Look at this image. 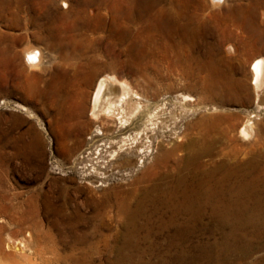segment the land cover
<instances>
[{
    "label": "rangeland",
    "instance_id": "1",
    "mask_svg": "<svg viewBox=\"0 0 264 264\" xmlns=\"http://www.w3.org/2000/svg\"><path fill=\"white\" fill-rule=\"evenodd\" d=\"M8 1L0 0L1 253L11 251L6 242L12 237L26 242L28 255L43 250L35 262L47 258L55 264L57 254L66 255L76 244L71 223L90 241L101 237L97 234H111L112 245L121 246L126 219L117 199L111 197L114 201L106 207L100 203L107 191L143 187L149 182L143 169L149 174L159 167L154 165L155 151L146 156L143 167L126 164V151L118 163L110 159L115 142L142 128L147 117L135 116L126 126L104 113L93 117V93L101 76L113 75L131 87V95L137 93L125 104L127 113L134 112L138 102L145 107L166 102L177 114L182 105L194 108L188 116L194 126L191 133L202 118L205 125H217L228 135L216 148L227 153L225 158L264 138V84L257 89L252 72L256 58L264 57V0H69V8L53 0L47 10L24 0L29 30L17 27L25 26L22 13L8 17V7L16 0L10 5ZM60 19V30L49 28ZM36 22L44 32H32ZM27 43L41 48V68L31 69L23 58ZM13 48L18 57L11 54ZM120 92L116 84L106 96ZM249 118L255 131L245 139L240 129ZM181 149L184 154L186 147ZM98 219L109 226L96 230ZM55 222L66 230L65 241ZM165 236L157 239L162 248L141 254V264H163ZM211 236L208 230L197 233L189 243L219 238ZM150 245L151 241L142 244ZM101 247L93 259L106 264ZM111 255L117 259L115 252ZM18 264L28 262L19 258Z\"/></svg>",
    "mask_w": 264,
    "mask_h": 264
},
{
    "label": "bare ground",
    "instance_id": "2",
    "mask_svg": "<svg viewBox=\"0 0 264 264\" xmlns=\"http://www.w3.org/2000/svg\"><path fill=\"white\" fill-rule=\"evenodd\" d=\"M32 1L46 10L47 4L53 2ZM62 1L66 8L71 6L69 0ZM10 2L9 0L7 4L10 5ZM23 2L24 0H16L13 5H8L7 12L10 15L7 16L11 18L22 13L25 26L17 27L29 30L31 20L27 11L22 9ZM25 9L28 10V7ZM61 13L64 16L66 11ZM95 15L101 18V13ZM40 16L41 14L38 17ZM63 22L60 19L49 25V28L53 31L60 30ZM36 25L32 32H44L42 26H38L37 22ZM185 26L186 24L182 26L184 34L188 30ZM174 29H179V23ZM172 33L170 31L169 35ZM177 45L180 46L181 42ZM11 54L15 57L20 55L15 48ZM22 56L31 69L42 67L44 54L41 48L27 43L22 49ZM252 72L258 89L264 84L263 56L256 58ZM116 84L121 92L113 97L106 96ZM131 92V87L125 81L109 74L101 76L94 89L91 115L97 118L104 113L110 117H118L124 126L130 124L131 118L146 115L147 121L142 128H137L128 138L115 142L117 147L111 150L110 159L118 163V156L126 151L128 155H123L126 164L135 168L143 167L146 156L155 151L154 165L159 170L147 174L143 169L142 176L149 181L146 185L127 192L119 188L116 189L118 191H107V198H104L106 200L100 203L103 205L101 207H106L113 203V198L117 199L116 206L126 219L120 235L121 246L112 245L111 234H97L101 237L90 241L88 235L78 231L76 223H71L76 244L72 245V251L66 255L57 254L54 257L55 264H101L96 263L93 257L102 252V245L107 255L106 264H141L142 253L162 248L163 243L157 241L162 234H166L167 240V254L160 257L163 264H264V138L256 139L251 148L243 152L241 149L234 150L230 153L233 157L227 159L224 150H216L219 143L224 144L228 137L217 125H205L202 118L195 127L196 132L191 133L194 126L188 116L194 108L182 105V112L177 114L174 110H169L166 102L158 101L154 106L147 107L138 102L136 110L127 113L125 104L133 101L132 95H137H131ZM184 100H187V95L182 97V102ZM170 120L171 124L168 123ZM170 126V131L165 130ZM254 131L255 124L250 118L240 129L241 136L245 139L253 136ZM184 137L188 139L183 140ZM183 146L186 147L184 154L181 153ZM207 156L211 157V161L205 159ZM171 160H174L173 163H170ZM209 222H215V225L211 226ZM54 224L59 228L61 240L65 241L66 230L57 222ZM94 225L98 231L101 227L109 226L104 220ZM207 230L211 232V237L218 235L219 238L213 241L210 237L198 238L193 244L189 243L192 236ZM146 241H151L153 245L143 247L142 244ZM6 247L11 251L3 254L0 250V264H18L19 258H23L28 264H39L35 262L36 255L40 257L43 254V250L33 252L35 255L26 254V242L12 237L7 239ZM114 252L116 260L111 259ZM40 264H53V261L45 258Z\"/></svg>",
    "mask_w": 264,
    "mask_h": 264
}]
</instances>
